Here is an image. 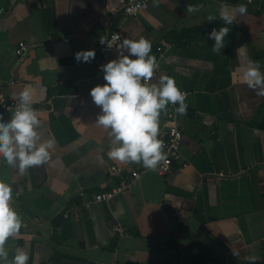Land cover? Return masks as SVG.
Masks as SVG:
<instances>
[{
	"label": "crops",
	"instance_id": "crops-1",
	"mask_svg": "<svg viewBox=\"0 0 264 264\" xmlns=\"http://www.w3.org/2000/svg\"><path fill=\"white\" fill-rule=\"evenodd\" d=\"M125 1L0 0V93L21 100L31 86L35 147L53 141L48 158L23 172L19 157L9 164L0 152V180L22 224L4 241L0 264H15L20 251L25 264H264V95L237 71L256 62L264 75V0H153L135 17L123 14ZM222 26L229 31L216 51L210 33ZM194 28L205 33L191 43L167 39ZM113 32L122 40L109 60L137 57L125 39H148V55L171 45L151 82L159 88L169 75L187 93L181 159L166 175L108 156L122 141L97 123L102 106L89 90L106 83L99 37ZM20 42L28 45L22 56ZM88 49L94 59L78 62L75 53ZM134 172L124 192L95 200Z\"/></svg>",
	"mask_w": 264,
	"mask_h": 264
},
{
	"label": "clouds",
	"instance_id": "clouds-1",
	"mask_svg": "<svg viewBox=\"0 0 264 264\" xmlns=\"http://www.w3.org/2000/svg\"><path fill=\"white\" fill-rule=\"evenodd\" d=\"M194 10L189 8V11ZM238 11L246 13V5H240ZM221 15L231 23L232 16L223 12ZM228 31V27L222 26L219 31L213 30L210 33L215 39L214 50L221 48ZM123 43L129 46L130 53L138 55L134 59L129 55H122L119 59H112L101 65L106 83L97 84L89 90L95 103L102 106L103 114L98 116L97 123L104 128L111 125L115 138L122 141L119 147L108 152L109 157L122 162L142 160L145 167L155 169L158 162L166 159V153L162 151L164 142L157 135L160 110L170 101H179L176 112L185 113L186 93L178 87L175 78L169 75L160 77L159 88L147 83L153 76L154 68L158 66L156 56L148 55L151 50L148 39H125ZM246 49L245 45H240L237 49L241 57L245 55ZM94 57V49L75 53L78 62H89ZM237 71L241 73V82H246L253 88L258 84L262 85L259 94L264 95V75L260 73L256 62L246 68L240 67ZM20 99V108L10 122L0 118V152L9 164H13L14 159L19 157L20 171L23 172L25 166L39 164L48 158L47 149L52 146L53 141L49 140L35 147L38 133L34 125H38L40 120L38 110L29 107V102L33 101L31 86L23 89ZM10 199V186L0 180V256L7 255L3 247L4 241L22 226L17 212L10 206ZM27 258V253L20 251L14 256L15 264H25Z\"/></svg>",
	"mask_w": 264,
	"mask_h": 264
},
{
	"label": "built area",
	"instance_id": "built-area-1",
	"mask_svg": "<svg viewBox=\"0 0 264 264\" xmlns=\"http://www.w3.org/2000/svg\"><path fill=\"white\" fill-rule=\"evenodd\" d=\"M152 1L153 0H126L122 6V12L127 17H135L139 15L141 12L147 10V8L149 7ZM121 40H122V35L118 32L105 34L99 37V45H98V49L100 53V60L98 64L99 75H104V69L101 67V65L108 62L110 53L112 52L113 49H115L119 45ZM170 47H171L170 43L162 41L156 46L154 52H152L151 55H155L157 58L158 66L154 68L153 76L147 81L149 85H151L153 78L156 76L160 68V64L162 59L164 58V54L166 50L169 49ZM27 48L28 45L26 42H20L16 48L17 55L22 56L24 52L27 50ZM141 82L142 83L144 82L143 78ZM186 97H187V93L185 99ZM179 104H180L179 101L175 103H172L170 101L167 105H165L166 106L165 118L167 120V127L165 129V135L163 139L164 145L162 151L166 153V159L158 162L157 167L154 169L163 175L170 173L174 169V166L181 159V149L183 146L184 134L178 123L179 113L176 112V109L179 107ZM20 105H21V100L8 98L0 93V114L10 115L13 117L16 111L20 108ZM29 107L38 110V108H36L31 104H29ZM132 177L133 178L128 183L121 182L110 190L96 194L95 200L107 201L113 198L115 195L124 192L125 189L128 188L129 185L133 182V179L138 177V173L134 172L132 174Z\"/></svg>",
	"mask_w": 264,
	"mask_h": 264
},
{
	"label": "trees",
	"instance_id": "trees-1",
	"mask_svg": "<svg viewBox=\"0 0 264 264\" xmlns=\"http://www.w3.org/2000/svg\"><path fill=\"white\" fill-rule=\"evenodd\" d=\"M215 21L216 20H213L212 22H215ZM224 25L228 26L229 24L224 23ZM203 33H205V31L198 29V28L185 30L182 32L172 31V32H170V34L167 35V39L169 40L170 37L186 35L187 43H191V42L195 41Z\"/></svg>",
	"mask_w": 264,
	"mask_h": 264
}]
</instances>
